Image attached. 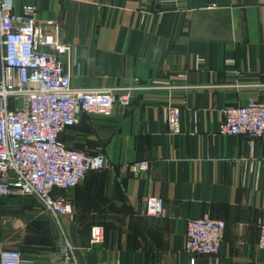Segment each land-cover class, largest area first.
<instances>
[{
  "label": "crops",
  "instance_id": "obj_1",
  "mask_svg": "<svg viewBox=\"0 0 264 264\" xmlns=\"http://www.w3.org/2000/svg\"><path fill=\"white\" fill-rule=\"evenodd\" d=\"M28 3L73 88L118 89L133 103L110 116L81 114L61 133L108 166L55 190L72 215L4 198L0 250L51 264L63 240L79 264H264V139L219 133L223 107L264 100V0H14L15 12ZM2 54L0 44V79ZM169 105L181 108L179 135L169 132ZM138 161L150 162L147 174L123 169ZM147 196L164 199V216L143 214ZM193 217L227 222L218 255L185 252ZM95 225L105 240L92 245Z\"/></svg>",
  "mask_w": 264,
  "mask_h": 264
},
{
  "label": "built area",
  "instance_id": "obj_2",
  "mask_svg": "<svg viewBox=\"0 0 264 264\" xmlns=\"http://www.w3.org/2000/svg\"><path fill=\"white\" fill-rule=\"evenodd\" d=\"M38 8L25 4L15 12L14 0H0V44L2 77L0 79V202L20 196L40 201L46 212L55 216L72 215L67 196L55 190L77 187L91 171L108 166L101 152L89 153L68 147L61 133L78 123L81 114L110 116L116 105L129 108L132 97L118 89H75L62 57L45 49L48 39L41 36L37 22ZM154 87L165 86L153 82ZM223 120L219 133L245 135L252 141L264 139V100L251 99L239 106L221 109ZM181 108L169 105L167 123L171 135L182 133ZM149 161L123 166L135 174H147ZM143 214L160 218L165 201L159 196L144 199ZM258 246L264 249V219H260ZM227 222L193 217L187 222L185 252L190 255H218ZM105 240L104 228H91L92 245ZM75 246L61 240L56 259L51 264H79ZM0 264H34L16 249L0 250Z\"/></svg>",
  "mask_w": 264,
  "mask_h": 264
}]
</instances>
